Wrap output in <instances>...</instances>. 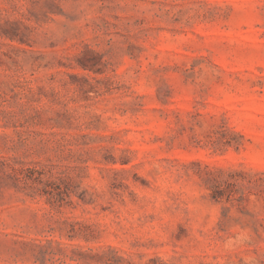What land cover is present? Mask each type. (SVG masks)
I'll list each match as a JSON object with an SVG mask.
<instances>
[{
    "label": "rangeland",
    "instance_id": "rangeland-1",
    "mask_svg": "<svg viewBox=\"0 0 264 264\" xmlns=\"http://www.w3.org/2000/svg\"><path fill=\"white\" fill-rule=\"evenodd\" d=\"M0 264H264V0H0Z\"/></svg>",
    "mask_w": 264,
    "mask_h": 264
}]
</instances>
